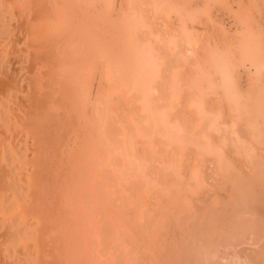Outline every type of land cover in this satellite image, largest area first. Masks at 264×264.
Here are the masks:
<instances>
[{"label": "bare ground", "instance_id": "6f19581e", "mask_svg": "<svg viewBox=\"0 0 264 264\" xmlns=\"http://www.w3.org/2000/svg\"><path fill=\"white\" fill-rule=\"evenodd\" d=\"M0 264H264V0H0Z\"/></svg>", "mask_w": 264, "mask_h": 264}]
</instances>
